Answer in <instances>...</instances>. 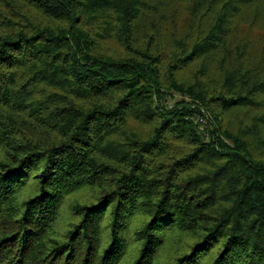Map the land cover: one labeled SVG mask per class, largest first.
Listing matches in <instances>:
<instances>
[{
	"label": "trees",
	"instance_id": "16d2710c",
	"mask_svg": "<svg viewBox=\"0 0 264 264\" xmlns=\"http://www.w3.org/2000/svg\"><path fill=\"white\" fill-rule=\"evenodd\" d=\"M259 23L264 0H0V264H264Z\"/></svg>",
	"mask_w": 264,
	"mask_h": 264
},
{
	"label": "rangeland",
	"instance_id": "374dc122",
	"mask_svg": "<svg viewBox=\"0 0 264 264\" xmlns=\"http://www.w3.org/2000/svg\"><path fill=\"white\" fill-rule=\"evenodd\" d=\"M264 26L262 25V24H260L259 23V25H258V27H257V29H256V31H257V34H261L262 32L264 33V28H263ZM260 39V38H259ZM175 98L176 99H179V96L177 95V94H175Z\"/></svg>",
	"mask_w": 264,
	"mask_h": 264
},
{
	"label": "built area",
	"instance_id": "2783aa9c",
	"mask_svg": "<svg viewBox=\"0 0 264 264\" xmlns=\"http://www.w3.org/2000/svg\"><path fill=\"white\" fill-rule=\"evenodd\" d=\"M199 121H200V123H201L200 127L203 129L204 126H205V124H206V118L201 117Z\"/></svg>",
	"mask_w": 264,
	"mask_h": 264
}]
</instances>
